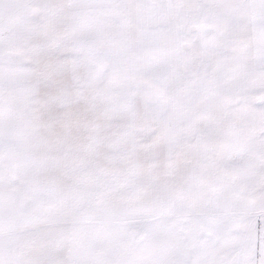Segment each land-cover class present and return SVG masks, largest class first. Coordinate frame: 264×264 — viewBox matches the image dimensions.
Segmentation results:
<instances>
[{
  "label": "snow or ice",
  "instance_id": "snow-or-ice-1",
  "mask_svg": "<svg viewBox=\"0 0 264 264\" xmlns=\"http://www.w3.org/2000/svg\"><path fill=\"white\" fill-rule=\"evenodd\" d=\"M0 264H264V0H0Z\"/></svg>",
  "mask_w": 264,
  "mask_h": 264
}]
</instances>
